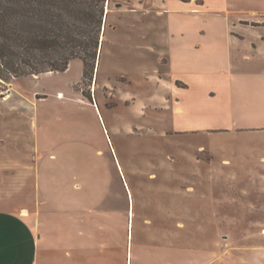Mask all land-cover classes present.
I'll return each instance as SVG.
<instances>
[{
  "label": "rangeland",
  "instance_id": "rangeland-1",
  "mask_svg": "<svg viewBox=\"0 0 264 264\" xmlns=\"http://www.w3.org/2000/svg\"><path fill=\"white\" fill-rule=\"evenodd\" d=\"M255 10L264 0H109L93 74L74 58L0 86V209L40 216L47 240L52 188L76 238L98 243L93 264H264V139L178 131L163 96Z\"/></svg>",
  "mask_w": 264,
  "mask_h": 264
},
{
  "label": "crops",
  "instance_id": "crops-1",
  "mask_svg": "<svg viewBox=\"0 0 264 264\" xmlns=\"http://www.w3.org/2000/svg\"><path fill=\"white\" fill-rule=\"evenodd\" d=\"M253 12L249 24L241 18L226 35L233 46L227 54L208 57L214 66H185L168 79L163 96L178 131L264 139V10ZM251 19L259 25L250 24ZM53 192L46 193L42 206L52 222L47 240L39 233L40 216L0 209V264H93L98 243L76 238L77 211L58 206L60 195Z\"/></svg>",
  "mask_w": 264,
  "mask_h": 264
},
{
  "label": "trees",
  "instance_id": "trees-1",
  "mask_svg": "<svg viewBox=\"0 0 264 264\" xmlns=\"http://www.w3.org/2000/svg\"><path fill=\"white\" fill-rule=\"evenodd\" d=\"M108 1L0 0V86L27 73L65 71L74 58L83 60L85 76L93 74Z\"/></svg>",
  "mask_w": 264,
  "mask_h": 264
},
{
  "label": "bare ground",
  "instance_id": "bare-ground-1",
  "mask_svg": "<svg viewBox=\"0 0 264 264\" xmlns=\"http://www.w3.org/2000/svg\"><path fill=\"white\" fill-rule=\"evenodd\" d=\"M60 95V94H59Z\"/></svg>",
  "mask_w": 264,
  "mask_h": 264
}]
</instances>
